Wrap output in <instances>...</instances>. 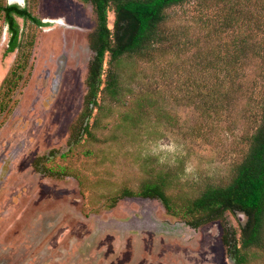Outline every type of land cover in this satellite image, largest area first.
I'll list each match as a JSON object with an SVG mask.
<instances>
[{
  "label": "rangeland",
  "instance_id": "1",
  "mask_svg": "<svg viewBox=\"0 0 264 264\" xmlns=\"http://www.w3.org/2000/svg\"><path fill=\"white\" fill-rule=\"evenodd\" d=\"M3 2L27 6L47 24L18 18L23 46L6 53L9 35L0 12V94L8 92L18 57L23 53L28 61L0 118V264H234L221 220L193 228L158 199L126 196L113 204V197L161 171L174 176L171 192L184 197L228 182L248 150L245 100L220 117H206L175 86L173 68L164 76L174 53L152 62L126 58L123 80L133 92L122 104L106 100L93 137L71 146L94 54L93 7L81 0ZM204 4L177 6L173 19L182 23ZM114 20L110 10L111 29ZM48 168L57 172L47 174ZM226 218L237 231L246 220L232 212ZM258 255L250 264H264V253Z\"/></svg>",
  "mask_w": 264,
  "mask_h": 264
},
{
  "label": "trees",
  "instance_id": "2",
  "mask_svg": "<svg viewBox=\"0 0 264 264\" xmlns=\"http://www.w3.org/2000/svg\"><path fill=\"white\" fill-rule=\"evenodd\" d=\"M81 1L92 5L96 27L89 36L94 54L88 63L82 109L72 126L71 146L80 143L84 135L93 137L106 100L122 104L125 94L133 92L123 80L121 65L126 58L152 62L157 54L174 53L173 62L162 69L164 76L167 67L174 69L175 86L186 92L187 102L201 114L220 117L245 100L241 117L249 123L243 137L248 141L247 153L234 166L228 182L209 183L195 195L171 192L174 176L161 171L144 180L137 190L123 188L113 197V204L126 196L158 199L169 214L183 218L193 228L221 220L227 254L234 264H250L259 252L264 253V0H198L207 5L182 23L173 19L172 11L192 0ZM110 10L115 13L113 29L109 26ZM0 12L9 35L6 53L23 46L18 18L37 26L47 24L17 3L0 0ZM23 55L6 80L8 92L23 76L28 62ZM250 69L256 74L252 80L247 79ZM8 92L0 94V118L10 99ZM40 163L38 159L35 164L38 170ZM45 172L57 171L48 168ZM227 212L246 217L240 231L226 223Z\"/></svg>",
  "mask_w": 264,
  "mask_h": 264
}]
</instances>
